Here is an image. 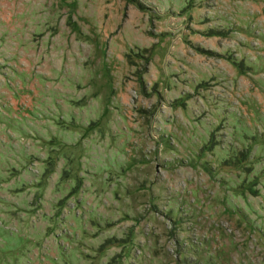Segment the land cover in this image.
Wrapping results in <instances>:
<instances>
[{"label":"rangeland","instance_id":"374dc122","mask_svg":"<svg viewBox=\"0 0 264 264\" xmlns=\"http://www.w3.org/2000/svg\"><path fill=\"white\" fill-rule=\"evenodd\" d=\"M0 264H264V0H0Z\"/></svg>","mask_w":264,"mask_h":264}]
</instances>
